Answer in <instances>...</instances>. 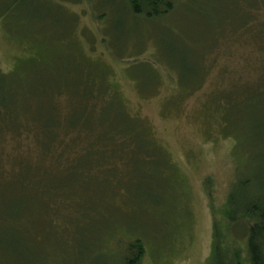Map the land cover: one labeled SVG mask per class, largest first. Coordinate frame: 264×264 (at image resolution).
Instances as JSON below:
<instances>
[{"label":"rangeland","instance_id":"374dc122","mask_svg":"<svg viewBox=\"0 0 264 264\" xmlns=\"http://www.w3.org/2000/svg\"><path fill=\"white\" fill-rule=\"evenodd\" d=\"M173 5L168 13L147 17L136 13L130 0H0V73L15 71L18 79L40 62L55 64L58 52L72 48L74 61L85 54L100 70L105 67L110 86L132 114L144 118L171 158L168 175L160 167L164 198L160 184L139 196L118 189L104 200L110 206L98 220L82 222L86 228L109 227L97 244L91 237L75 238L77 223L65 220L57 196L42 195L12 221L0 206V230L14 228L29 238L31 249L20 259L0 247V264H123L136 237L146 247L143 264H222L216 219L223 246L241 251L226 250L223 262L253 264L247 236L225 215L228 207L246 201L243 189L264 188V103L256 105L244 92L260 76L257 29L264 0H174ZM246 14L252 15L249 22ZM50 19L65 21L54 26ZM224 93L236 103L232 106L251 108L229 112L219 101ZM61 117L66 133V115ZM31 124L40 133L28 128L16 140L21 145L15 135L0 139L6 169L16 168L18 159H37L41 136L47 141L53 133L41 122Z\"/></svg>","mask_w":264,"mask_h":264},{"label":"trees","instance_id":"16d2710c","mask_svg":"<svg viewBox=\"0 0 264 264\" xmlns=\"http://www.w3.org/2000/svg\"><path fill=\"white\" fill-rule=\"evenodd\" d=\"M91 1L87 0L89 3ZM130 1L136 13L147 17L168 13L174 7V0ZM161 5L164 7L159 8ZM245 17L248 22L252 19L251 14ZM52 21V25L58 26L65 19L62 22L49 20L50 23ZM257 33L262 50L261 64L258 65L260 76L256 83L246 84L244 92L247 99H256V105H261L264 103V17L258 22ZM104 40L99 42L105 43ZM73 51L71 48L58 52L60 59L55 64L40 62L18 79H15V71L0 73V139L15 135L16 141L28 128L34 133L33 128L36 126L32 122L38 123L39 127L41 122L44 127L50 130L53 128L49 140L41 136V154H38L37 159H18L16 168L6 169V161L0 157V162L4 164L0 165V206L5 208L4 218L12 221L32 204L35 205L37 198L42 195L57 196L62 200L67 213L65 220L70 226L72 220L77 223L74 225L76 236L72 232L75 238L89 241L91 237L94 244H97L96 241L107 233L109 227L101 228V224L99 226L95 223L96 226L86 228L81 225L82 222L85 219L98 220L103 208L107 210L110 206L104 200L113 197L111 193L119 192L118 189L139 196L146 195L155 185L160 184L159 188L163 191L159 196L164 198L166 179L161 183L160 167L163 166L165 175H168L171 158L153 136L144 118L141 119L137 113L132 114L119 91L110 86L105 67L100 66V70L94 60L79 51L84 57L74 61L70 54ZM188 70L189 74L195 71ZM228 93L219 96V101L226 105L229 112L251 108L249 104L242 108L232 106L236 103L231 101ZM65 97L68 100L67 106L62 102ZM68 109H74L70 116ZM54 113L66 115L62 122L67 123L66 133L60 130L62 117L53 119ZM36 128L40 133V129ZM34 139L35 136L31 151L34 149ZM16 143L21 145L22 142ZM44 155L48 158L45 159ZM243 191L248 198L244 203L228 207L225 219L235 226L236 231L238 229L247 236L253 264H264V188H246ZM48 209L51 211L52 206ZM215 225V246L220 258H224L221 263L225 264L223 260L226 259L224 254L228 253L226 250L237 255L241 251L233 246L225 248L221 243L217 219ZM7 228L6 231L0 230L2 251L16 254L14 256L20 259L29 256V238L15 234L14 228L10 226ZM82 229L86 231L83 230L81 236L79 231ZM129 245L130 251L123 264H143L146 254L143 239L136 237ZM240 264H243L242 261Z\"/></svg>","mask_w":264,"mask_h":264}]
</instances>
